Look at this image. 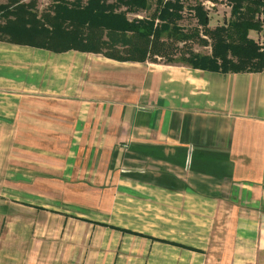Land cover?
Returning <instances> with one entry per match:
<instances>
[{"label":"crops","instance_id":"obj_1","mask_svg":"<svg viewBox=\"0 0 264 264\" xmlns=\"http://www.w3.org/2000/svg\"><path fill=\"white\" fill-rule=\"evenodd\" d=\"M259 257L264 70L0 40V264Z\"/></svg>","mask_w":264,"mask_h":264},{"label":"trees","instance_id":"obj_2","mask_svg":"<svg viewBox=\"0 0 264 264\" xmlns=\"http://www.w3.org/2000/svg\"><path fill=\"white\" fill-rule=\"evenodd\" d=\"M225 23L209 25L208 10L188 0H38L0 2V40L45 47L91 51L118 60L166 62L177 58L193 67L222 72L264 70V0H226ZM192 11L194 26L180 21ZM251 31L261 40L252 38ZM209 46L195 52L191 42ZM161 58V57H160Z\"/></svg>","mask_w":264,"mask_h":264},{"label":"rangeland","instance_id":"obj_3","mask_svg":"<svg viewBox=\"0 0 264 264\" xmlns=\"http://www.w3.org/2000/svg\"><path fill=\"white\" fill-rule=\"evenodd\" d=\"M2 1V0H0ZM196 0H188V3L193 4ZM200 1L204 7L208 10V14H209V25L210 26H214L216 24H222L223 22L225 23V20H227L229 18V14H230V6L227 4L226 0H197ZM49 3L48 0H40L39 1V8H45V6H47V4ZM181 24H183V26H194L196 24V20L194 19V17L192 16V11L190 9H185V11L183 12V18L180 21ZM252 38L256 39V40H261V37L258 33L251 31L249 34ZM192 46V49L195 52H209L210 51V47L209 46H202L201 44H199L197 42V40H195L194 42L190 43ZM174 56L175 57V62H184V60L182 59H186L184 56L183 58H177L180 56L179 52L174 53L173 55H171V57ZM161 57V58H160ZM157 56V59L160 61H166V56ZM17 199H25V196L22 195H16ZM26 208H23L22 206L18 209H16V214L20 215V216H24L27 215L28 212H26L25 210ZM59 223V222H58ZM55 222L52 221L51 225L49 226L48 230L50 229V226H54ZM55 230V226L54 229ZM52 230V231H53ZM50 235V234H49ZM52 239V240H51ZM59 242V239L57 240ZM55 245L58 247L59 245H57V243L55 242V240L53 238H47V240L42 241L41 242V247L43 249V253L45 254L43 257H46L48 259V262H50L51 260V256L48 255V253L46 252L47 249L51 248V247H55ZM43 260V259H41ZM257 264H264V257H259V260L257 262Z\"/></svg>","mask_w":264,"mask_h":264}]
</instances>
